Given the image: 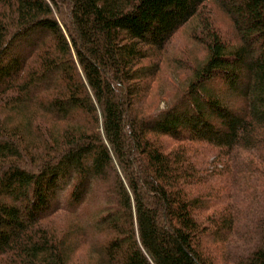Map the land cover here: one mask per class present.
<instances>
[{
  "label": "trees",
  "instance_id": "obj_1",
  "mask_svg": "<svg viewBox=\"0 0 264 264\" xmlns=\"http://www.w3.org/2000/svg\"><path fill=\"white\" fill-rule=\"evenodd\" d=\"M0 264H264V0H0Z\"/></svg>",
  "mask_w": 264,
  "mask_h": 264
},
{
  "label": "rangeland",
  "instance_id": "obj_2",
  "mask_svg": "<svg viewBox=\"0 0 264 264\" xmlns=\"http://www.w3.org/2000/svg\"><path fill=\"white\" fill-rule=\"evenodd\" d=\"M217 16H218V21H219V23L220 24H222L221 26L225 29V31H227V29L228 28H226V27H228V24H227V22L225 21V19H224V17H223V15L220 13V12H217ZM182 50H184L185 52H187V53H189V55H190V59H192L193 57H194V55H197V56H201V49L199 48V47H196V46H194L191 42H190V40H189V38H188V36H187V34H186V32H184V33H181V35H179L178 37H177V40H176V44H175V48H174V50L171 52V54H170V57L171 56H175V58L176 59H178V58H181V51ZM184 54V53H183ZM182 58H184L183 57V55H182ZM181 58V59H182ZM185 59L186 60H188V58L185 56ZM168 66V65H167ZM170 67H172V66H170ZM171 72V71H170ZM161 84H163L162 82H161ZM161 86V85H160ZM160 108H161V110L164 108V104H162L161 106H160ZM86 253V252H85ZM85 258H86V256H85ZM88 258V257H87Z\"/></svg>",
  "mask_w": 264,
  "mask_h": 264
}]
</instances>
